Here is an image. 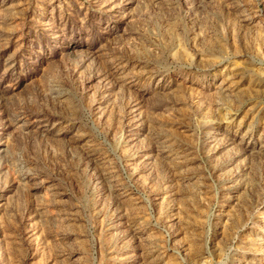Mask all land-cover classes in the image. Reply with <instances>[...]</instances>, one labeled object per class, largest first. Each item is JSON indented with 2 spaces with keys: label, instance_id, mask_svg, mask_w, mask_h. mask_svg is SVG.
I'll list each match as a JSON object with an SVG mask.
<instances>
[{
  "label": "rangeland",
  "instance_id": "1",
  "mask_svg": "<svg viewBox=\"0 0 264 264\" xmlns=\"http://www.w3.org/2000/svg\"><path fill=\"white\" fill-rule=\"evenodd\" d=\"M0 264H264V0H0Z\"/></svg>",
  "mask_w": 264,
  "mask_h": 264
}]
</instances>
